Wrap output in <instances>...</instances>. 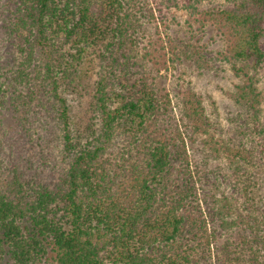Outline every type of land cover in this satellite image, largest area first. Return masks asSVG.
Here are the masks:
<instances>
[{
    "label": "trees",
    "instance_id": "trees-1",
    "mask_svg": "<svg viewBox=\"0 0 264 264\" xmlns=\"http://www.w3.org/2000/svg\"><path fill=\"white\" fill-rule=\"evenodd\" d=\"M220 2L182 8L241 81L221 144L188 82L157 84L161 58L209 68L195 44L151 51L158 7L0 0V264H264V0Z\"/></svg>",
    "mask_w": 264,
    "mask_h": 264
},
{
    "label": "rangeland",
    "instance_id": "rangeland-1",
    "mask_svg": "<svg viewBox=\"0 0 264 264\" xmlns=\"http://www.w3.org/2000/svg\"><path fill=\"white\" fill-rule=\"evenodd\" d=\"M147 1L161 11L160 13L157 10L154 12L156 16L160 14L161 24L158 29L154 24H149L148 19H141L143 33L146 34L148 41H151L153 45L151 51L153 53L161 56L163 53L162 47L168 40H171L174 45L183 41L191 45L204 47V56L209 59V68L202 67L198 69L190 64L171 68L169 64L165 65L161 58L159 65L154 66L155 72H158L156 74L158 86L170 90L177 82L181 84L188 82L194 93L200 96L206 113L215 124L217 130L215 132L211 131L214 139H217L220 144L227 143L229 137L238 140L240 137L235 136L237 131L235 126L236 123H241L238 116L241 110L228 98V94L233 92L234 86L241 81L233 75L229 65L222 59L224 43L216 36L215 27L205 22L200 16H191L189 11L183 9L182 7L186 5L188 0ZM175 3L177 7L174 6ZM220 3V0H201L200 8H210L220 5ZM2 45V38H0V65L3 63V58L6 57L5 48ZM256 78L263 99L261 107L262 116L264 117V64ZM215 166L220 167L219 173L225 172L228 175L230 172L231 166L226 155L221 156L218 160L211 161L209 166L205 168L210 171ZM225 192L229 193L226 188Z\"/></svg>",
    "mask_w": 264,
    "mask_h": 264
}]
</instances>
